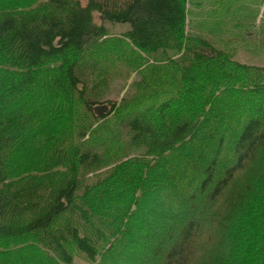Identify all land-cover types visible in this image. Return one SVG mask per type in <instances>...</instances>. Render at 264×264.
Listing matches in <instances>:
<instances>
[{"label": "trees", "instance_id": "trees-1", "mask_svg": "<svg viewBox=\"0 0 264 264\" xmlns=\"http://www.w3.org/2000/svg\"><path fill=\"white\" fill-rule=\"evenodd\" d=\"M205 3L0 0V264H264L255 19Z\"/></svg>", "mask_w": 264, "mask_h": 264}, {"label": "rangeland", "instance_id": "rangeland-1", "mask_svg": "<svg viewBox=\"0 0 264 264\" xmlns=\"http://www.w3.org/2000/svg\"><path fill=\"white\" fill-rule=\"evenodd\" d=\"M82 4H85L86 0H80ZM238 5H244L238 11L233 13V18L235 17H251L255 19L254 26L251 27L248 40L244 41L242 44L239 43L235 45V58L244 64L253 66H264V44L261 42V38L264 35V25L260 24L261 16L264 10V5L260 6V0H236ZM206 10L209 12L208 0L205 3ZM195 9V8H193ZM248 14V15H247ZM108 29L112 33L119 32L120 30L128 27L125 24H106ZM229 32H226L224 36H227ZM117 35V34H116ZM120 90V87L118 88Z\"/></svg>", "mask_w": 264, "mask_h": 264}, {"label": "water", "instance_id": "water-1", "mask_svg": "<svg viewBox=\"0 0 264 264\" xmlns=\"http://www.w3.org/2000/svg\"><path fill=\"white\" fill-rule=\"evenodd\" d=\"M106 109V106H96L94 107V110L97 112L104 111Z\"/></svg>", "mask_w": 264, "mask_h": 264}]
</instances>
